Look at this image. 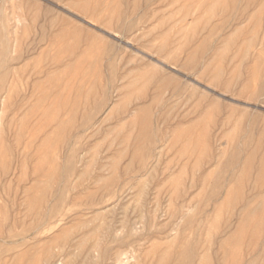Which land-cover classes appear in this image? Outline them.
Segmentation results:
<instances>
[{
	"label": "rangeland",
	"instance_id": "374dc122",
	"mask_svg": "<svg viewBox=\"0 0 264 264\" xmlns=\"http://www.w3.org/2000/svg\"><path fill=\"white\" fill-rule=\"evenodd\" d=\"M4 1L0 222L57 213L6 264H264V0Z\"/></svg>",
	"mask_w": 264,
	"mask_h": 264
},
{
	"label": "bare ground",
	"instance_id": "6f19581e",
	"mask_svg": "<svg viewBox=\"0 0 264 264\" xmlns=\"http://www.w3.org/2000/svg\"><path fill=\"white\" fill-rule=\"evenodd\" d=\"M3 2H5V1L3 0ZM3 2H1L0 4H2ZM0 14H1V12H0ZM1 27H3V26L1 25ZM3 33L4 34L2 36L5 35L4 30H3ZM6 45L8 46L7 42H6ZM6 50H8V48ZM5 56H4V58H5ZM0 58L3 59V57H1V56H0ZM1 60H0V62H1ZM3 70H4V68H3ZM0 71H1V69H0ZM230 162H232V160ZM63 171L64 170H62L61 174L63 173ZM61 174H60V177H63V176H61ZM60 180H61V178H60ZM59 182H61V181H59ZM60 186H61V184H60ZM64 186H65V184H64ZM58 188L60 189L59 186H58ZM56 195H57V192H56ZM29 201H30L29 202L30 204H29V208H28V214L30 217V221H27V223H26L23 220H21V218H15V217H13V219L11 221H8V218L4 215L3 221L0 222V264H6V259H10V258H13L10 260H15V262H19V261L24 262V261H29V260L32 261L34 258L32 256H29V257L27 256V258H26V255L30 251L34 250L35 244H38V242L40 241L39 240L40 236L42 234H44L47 230H50L52 228V224L55 222V219L57 218L56 217L57 213H56L55 208L52 206L48 207L46 204L44 205V206H47L45 215L38 216V202H37V200L31 199ZM137 225H138L137 223H133V225H131L132 228L129 227V231H130V234H128L129 237H130V235H132V233H134ZM107 232L109 233L108 235H111V231L109 228H108ZM117 232L118 231L114 230L112 234H115ZM113 241L116 242V249L112 250V252H109V253H107L108 250H107V252H104V253L100 252V256H98L97 262H99V261L103 262V263L106 262V264H125L127 262L126 261L127 260L126 255L128 252L127 248L130 245L126 241V236H119V235L115 234ZM28 243H30V245ZM27 247L30 249V250L27 249L29 252L24 251V253H23L22 249L27 248ZM112 249H113V247H112ZM95 250L98 251V248L96 247L94 249V251ZM17 253H18V255H17ZM62 253H63L62 249H59V251H57L56 253L55 252L53 253V252H51L50 249H47L46 253H44V263L45 264H55V260H57L55 258L60 256ZM185 255H186V253H185V251H183L180 254L181 259L185 258Z\"/></svg>",
	"mask_w": 264,
	"mask_h": 264
}]
</instances>
